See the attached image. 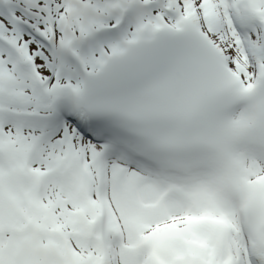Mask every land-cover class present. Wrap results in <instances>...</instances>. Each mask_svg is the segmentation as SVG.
I'll return each instance as SVG.
<instances>
[{
  "label": "snow or ice",
  "instance_id": "snow-or-ice-1",
  "mask_svg": "<svg viewBox=\"0 0 264 264\" xmlns=\"http://www.w3.org/2000/svg\"><path fill=\"white\" fill-rule=\"evenodd\" d=\"M0 264H264V0H0Z\"/></svg>",
  "mask_w": 264,
  "mask_h": 264
}]
</instances>
